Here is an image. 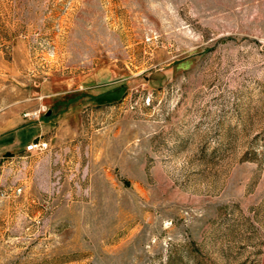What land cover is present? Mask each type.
<instances>
[{
  "label": "rangeland",
  "instance_id": "1",
  "mask_svg": "<svg viewBox=\"0 0 264 264\" xmlns=\"http://www.w3.org/2000/svg\"><path fill=\"white\" fill-rule=\"evenodd\" d=\"M0 264H264V0H0Z\"/></svg>",
  "mask_w": 264,
  "mask_h": 264
},
{
  "label": "built area",
  "instance_id": "2",
  "mask_svg": "<svg viewBox=\"0 0 264 264\" xmlns=\"http://www.w3.org/2000/svg\"><path fill=\"white\" fill-rule=\"evenodd\" d=\"M47 146L48 144L44 142H34L32 145L26 147V151L29 153H36L38 151L44 150Z\"/></svg>",
  "mask_w": 264,
  "mask_h": 264
},
{
  "label": "crops",
  "instance_id": "3",
  "mask_svg": "<svg viewBox=\"0 0 264 264\" xmlns=\"http://www.w3.org/2000/svg\"><path fill=\"white\" fill-rule=\"evenodd\" d=\"M10 134H12V133H10ZM9 135L7 134L5 137H8Z\"/></svg>",
  "mask_w": 264,
  "mask_h": 264
}]
</instances>
